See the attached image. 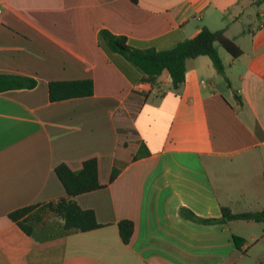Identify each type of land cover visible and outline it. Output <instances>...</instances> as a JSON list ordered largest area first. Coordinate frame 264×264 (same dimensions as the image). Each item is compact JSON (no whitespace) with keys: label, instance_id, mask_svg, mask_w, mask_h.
Instances as JSON below:
<instances>
[{"label":"crops","instance_id":"crops-1","mask_svg":"<svg viewBox=\"0 0 264 264\" xmlns=\"http://www.w3.org/2000/svg\"><path fill=\"white\" fill-rule=\"evenodd\" d=\"M258 2L0 0V72L37 81L0 93V264L264 262V222L199 224L179 214L264 208V20H244L252 17L246 6L264 17ZM203 26L225 28L242 53L218 48L224 76L208 56L188 60L176 92L167 72L154 84L141 81L100 35L107 29L133 47L164 50ZM78 79L93 81L92 95L49 100V81ZM140 147L148 153L134 159ZM88 158L97 160L103 187L75 200L100 227L35 241L9 218L64 197L54 168L78 170ZM114 165L120 170L109 181ZM123 219L133 222L127 243Z\"/></svg>","mask_w":264,"mask_h":264},{"label":"trees","instance_id":"trees-1","mask_svg":"<svg viewBox=\"0 0 264 264\" xmlns=\"http://www.w3.org/2000/svg\"><path fill=\"white\" fill-rule=\"evenodd\" d=\"M100 35L108 48L121 55L128 63L138 69L141 81L154 84L163 72L171 78V89L179 90L185 79L187 62L198 56H208L218 73L225 75V66L218 52V45L223 47L232 57L242 53L241 48L225 34V28L211 30L206 26L190 38H185L168 49L156 50L153 47L136 48L127 42V37L101 29ZM37 81L33 77L0 72V93L12 89L33 88ZM93 94L91 79L53 80L48 82L50 101H59L73 97L90 96ZM143 148L134 155V159L147 154ZM119 167L114 165L109 181L115 179ZM55 174L63 185L66 195L57 200L26 205L11 211L8 216L19 228L35 241H46L77 232L89 231L101 226L91 209L78 205L75 196L103 187L98 180V164L95 158L83 161L78 170L70 169L65 163L54 168ZM264 180V172H263ZM219 218H204L195 214L187 207H180L179 214L184 219L199 224L227 223L231 220H249L264 222V208L258 211L233 213L228 207H221ZM119 234L127 243L133 233V222L123 219L118 222ZM237 248L242 239L233 236ZM258 264H264L259 262Z\"/></svg>","mask_w":264,"mask_h":264},{"label":"rangeland","instance_id":"rangeland-1","mask_svg":"<svg viewBox=\"0 0 264 264\" xmlns=\"http://www.w3.org/2000/svg\"><path fill=\"white\" fill-rule=\"evenodd\" d=\"M258 7H259V9H261V10H263L264 9V0H260V2H258ZM249 10V12L252 14V17H250V18H245L244 20H245V22L247 23V24H249V23H251V24H253V25H256L257 23H258V21H260V20H264V17L263 18H259L258 20L256 19V13H255V10H256V8H255V6H246V8H245V11L247 12ZM227 22H228V20H227ZM226 22V23H227ZM226 23H221V24H219V26L218 27H223L224 25H226ZM230 26H231V24H230ZM210 27H211V25H210ZM233 27V28H232ZM231 28H232V31L233 32H235V31H237L238 30V28L240 29L241 28V26L239 27V26H237V25H234V26H232ZM218 48H219V50H220V54L221 55H223V56H228V52L223 48V47H221V46H219L218 45ZM231 182L234 184V181H232L231 180ZM259 228V227H258ZM257 231H258V229H257ZM258 232H260V230L258 231Z\"/></svg>","mask_w":264,"mask_h":264},{"label":"built area","instance_id":"built-area-1","mask_svg":"<svg viewBox=\"0 0 264 264\" xmlns=\"http://www.w3.org/2000/svg\"><path fill=\"white\" fill-rule=\"evenodd\" d=\"M0 13H1V9H0Z\"/></svg>","mask_w":264,"mask_h":264}]
</instances>
